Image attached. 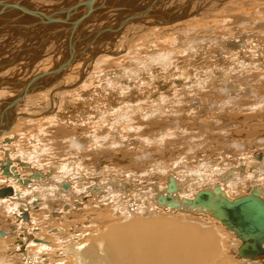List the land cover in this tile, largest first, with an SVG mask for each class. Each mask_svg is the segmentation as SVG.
<instances>
[{"label": "rangeland", "instance_id": "374dc122", "mask_svg": "<svg viewBox=\"0 0 264 264\" xmlns=\"http://www.w3.org/2000/svg\"><path fill=\"white\" fill-rule=\"evenodd\" d=\"M150 1L151 0H110V3L124 6H135L139 2L141 3L139 4V8L144 9L150 3ZM184 1L185 0H163V2H160V0H158V2H160L159 5H162L161 9L164 10L175 9L179 7ZM199 2L200 1H195V3H193L189 8V13L196 14L185 19V21L180 24V28L185 29L186 31H191V35H188L189 32L187 34L188 36L181 32H175L178 28L171 32L172 27L174 26H169L166 24L163 29H153L149 30V32L146 27H141L139 26V24H135L133 22L132 24L129 23L126 25V27L130 25L129 27H127V29L123 28L124 32L123 34L121 33L122 35H102L106 39H98V44H95L93 48L100 47L97 50H99V52L101 53L103 51H110L112 49V45L108 44L116 42L114 51L111 50L112 52H109L115 54V56L113 55L114 58L109 56L108 52L106 54H99L98 56H96L97 50H94L92 53H85L81 58L83 59L82 61L86 62L83 71L81 70L84 73V77L79 75L77 73L78 71H70L69 73L67 72L62 81H60L61 84L58 83L53 87V90H51L50 92L48 91L49 93H45L47 94L48 98H51L53 94H57L58 92L62 91V89L67 88L68 85H70L69 79L75 81V83L73 84L74 86L76 85V88H72V90L69 91L73 93L77 92L79 93V96L77 95L74 98H69L71 100V103H69L68 106L66 101L67 96L65 95L63 97L64 103H61L62 101L57 102V109L55 108V111H57L60 117L68 116L70 118V125L64 122L54 123V120L52 122L50 119H44L43 114H46L45 112H42V114L34 113V111H37V108H30V111L27 110V112L24 109L25 111H23L22 113L27 114L28 118H20L17 121L15 130L20 129L25 132L26 127L32 126L37 127L38 131L32 130L35 132L29 135L28 139L26 136L24 137V142H26L27 148L26 146H23L17 142L14 143V147L12 143L11 145L6 144L5 146H9L12 152H14L13 154L15 155L24 154L26 157L35 158L37 160V163L35 162L31 164V169L33 171L38 172L34 168L52 170L50 179H55L58 177V175H60V172L57 170L58 167H60L61 165V167L69 165L68 168H71V175H68L67 177L71 183V190L69 193L62 190L66 194V196H64V198L60 197L59 199H57L58 197H56V200L54 201V198L52 197V201L50 199L44 200L43 197V200L41 201L42 207L38 210H34L31 206H28V204L32 203V199L36 198L37 195L35 194L34 197L31 194L34 193V191L36 192V190L39 189L38 187L40 185L50 186L52 183L46 182L44 184L37 185L33 189H27L17 185L16 183L12 184V179L8 181L12 183L7 185H10V187H12L13 189L16 187L17 190H19L18 192H20L21 194H26L27 196L25 198H19V205L21 207L18 208V211H14V213L11 214L7 220L4 219V216L0 217V225L2 227L6 224L10 225L11 228L9 231H11L13 228L16 229V227L21 228V226H23L24 228L22 229V232H25L24 234L20 233V229L18 230L19 234L21 235V242L25 241L27 238H29V236L31 239L27 246L28 249H26V255L19 252L20 246L18 244V246L14 245L16 241L12 239V237L5 239V242L9 244L11 248L9 251H11L10 253L12 255H3V252L0 250V255H2L3 257L4 264L6 261V264H27V261H25L24 258L27 259L28 257L31 263L32 254H30V252L37 253L42 261L48 260L47 264H75L76 262L74 260V250H76V247L80 243L88 240L89 237L86 234L89 232L95 233L98 229L97 226L101 227L103 224L107 226L108 223H111L112 220H114L109 212L110 208L108 209L107 207L106 209L105 207L109 204L111 205L112 202L117 199L116 196H128V200L135 199V201L141 200V202L146 201L148 198L153 199V197H156L157 192L163 191V185L165 184L164 182L167 176H170L171 173L178 176L180 182L182 183L186 184V182L188 183L190 181L192 172L190 171L189 173L185 170L186 168L175 165V163L177 162L181 154L186 153V148H190L192 143L197 144L199 150L198 154H196V151H194L195 154L190 155V159H194V163L190 165L189 169L193 170L194 172H198L203 176H207L205 178H208V182H205L203 179V182L198 185L199 187L194 190L195 192L193 191L194 193L186 197L192 198V196L199 190V188L201 190L204 185H226L227 183L222 182L224 181L223 174L227 172L228 169L234 170L236 180L240 181L239 185L244 184L243 182H245L246 184L247 182H249V179L251 177H254V175L256 174V172H253L256 171V169H252V167L254 168L256 165L257 167L259 166V170L262 171V173H259L261 175L260 187L264 189V177H262V175L264 174V144L259 146L254 143V141H258V136H260V138L264 137V110H260L261 108H264V0H213L212 4H210L207 9L204 8L202 11H198L200 9L199 6H197ZM201 2L204 3L205 1ZM26 3H32V7H36L39 9L51 6L53 4L55 5L54 1L50 0L43 5H38L37 3H35V0H31V2L27 1ZM157 8L160 9V6H157ZM110 14H112V16L118 15L116 19H113L114 22L111 23L113 25L122 21V18H124V16L127 18L129 15L128 12ZM110 14H107V16H111ZM10 16L12 17L13 15L11 14ZM22 20H24L25 23L28 24L29 22L30 24H33L36 21L33 18H23ZM90 21H92V19ZM95 21L100 22L99 19H95ZM93 25L98 26L100 24L97 25V22H94ZM206 26H208V29L212 31L211 34L209 33L208 35H206L203 32V28H206ZM101 27H103V25ZM101 27H99V29ZM7 32L5 33L6 35H3L4 37L6 36V38H9V33ZM13 33L15 35L17 33V30L12 29V32H10V34L13 35ZM243 33L252 34L251 40L244 41V44L247 48H245L243 52V54L249 53L252 55L250 61L249 59H242L243 57L241 56H239L235 60L231 55H228V53L226 52L227 50L225 51L220 47H215L212 45L211 39H213L214 37H217L218 40H238V38L242 36ZM3 35H0V42H2L4 38ZM63 35L64 34H61V36ZM57 36L61 37L57 34H53L48 38L46 37L44 39V41L46 42L43 43L44 46L41 48V50L36 51L33 54H38V56L43 57L42 61L37 62V64L42 65V71L51 69L55 64L51 63H53L55 57L56 59L58 58L57 45H55L56 43H54L55 38L57 39ZM174 36H176L175 39L172 38ZM19 37L21 38L18 39ZM22 37L23 36L17 35V37L14 38V43H16H13L11 45V48H13L14 50L18 49L22 44ZM36 37L38 38L39 36ZM206 37H209V41L203 40ZM68 38H70L69 35H65L62 37V47L65 45L64 42H66ZM193 39L199 40L200 42L205 41L207 47L202 56H190L183 50H181L186 42H189ZM122 41L123 43L125 42L123 46L120 44ZM29 42H32V40H29ZM104 46H106L107 48ZM0 47L2 48L1 44ZM30 47H33V42ZM82 49L83 45L79 48V50ZM24 50L25 46L19 49V51L23 53V55L21 54L22 57H24L25 55ZM126 50H128V54L124 56L121 55V57H119L120 52ZM172 51L174 53L173 61L167 66H160L149 72H145V70L143 69V67L141 68V66L131 67V69H129L128 72L120 80H112L118 78L117 75L113 74L114 68L116 66H127L130 65L131 62L138 59H140L142 61L140 62L143 63V61H146L145 58L149 55L168 54ZM31 52L33 51L29 49L26 54L28 55ZM233 52L234 54H236L235 51ZM91 55H94L96 58L90 59ZM137 55L141 57H138ZM62 58V55H60L59 60L61 61ZM57 63L59 64V62ZM12 66L9 67L8 70L0 69V73H5L4 76H7L6 79H3L4 81L17 79L19 80V83H26L31 79L32 76H29L26 80H23L22 64L17 63L16 65H14V67ZM29 70L35 71V68L32 67L27 71ZM12 72L19 73L17 74V76L8 77L12 76ZM106 73L110 74V76L105 77ZM132 73H139L138 77H135L136 79L138 78L137 80L139 81L137 82V80L135 79V81L131 83L132 85L129 86V84L127 83L131 81L129 75ZM31 74L33 73H30L29 75ZM145 79H149L150 82ZM171 80H180L182 83H175ZM118 81H120L121 83L118 84ZM225 81L232 82L235 86L238 87L240 92H238L237 94H231L227 91V93L222 92V94L220 93V95L219 91L217 90L222 89ZM142 83L145 85V87L140 85ZM150 83L152 88L148 87ZM167 83H171L173 85L170 84L169 86H166ZM85 84H87L88 89L92 90L93 88H96V90H94L95 92H89L90 90L87 89V93H85V90H79L80 87ZM121 86L123 90H125L124 92H122L123 90L119 88ZM19 87H21L22 90L24 89V86ZM117 87L118 89L116 90L115 88ZM39 93L40 94L35 93L38 95L33 97L31 101H28V99L25 98V102H27L28 104L37 103L39 100L38 97L42 95L43 92ZM19 94L18 92H15L14 96H17ZM225 94H230L228 95V97H233V101H224V99H226L227 97V95ZM42 96H40V99ZM85 96L86 98H91L90 100L93 101V104H91V106L89 107L90 113L85 114L84 112V114H80L83 112L79 113V110L75 109V117H73L71 115V110L68 111L69 107H71L72 109L73 104L74 106H77L80 102L85 100ZM48 98L44 99L43 101H48ZM110 101H112L113 103H117L119 106V111L116 114V120L115 114L114 117H111L109 114H107L112 109L106 108L108 105H110ZM260 102L262 103L260 104ZM194 105H197V108L193 109ZM215 105L216 107H222V105H224V109L222 108L221 111H218V108L214 107ZM138 107H142L143 112L145 111L144 114H146L148 111V114H150L151 110L155 111L159 108L166 107V116L160 115L158 117H153V115H151L150 119L147 120L146 118L142 117V111H135ZM175 108L186 109V111L182 110L185 115H181V118L177 122L181 121L183 129L187 130L188 134L190 135H183L180 138L167 139L163 142H160V139H156L160 136L159 132L164 131L168 133L176 130L173 123L176 118H173L172 115H170L171 110ZM258 108H260L259 111ZM101 112L103 114L105 113L104 115L107 114L106 118H108V120L101 119ZM91 113L92 115H90ZM190 117L191 120L189 119ZM58 119L62 118L58 117ZM31 120L34 122H29ZM127 121L129 123H127ZM133 123L136 127H139L142 132L138 133L137 130L134 133L128 132V130H126V127H129L130 124ZM236 123L238 124L237 129L232 128L222 135V133L225 132V128H228L227 126ZM112 124L120 125L117 126L118 128H113V126L111 128ZM44 126H46V128L50 126L52 129L55 128V130L50 133V137L46 138V142L35 143L36 139H44L43 136H45V134L47 133V131H45V128H43ZM122 127L125 128L121 129ZM65 128L70 130L69 133ZM15 130L13 128V130H11L9 133H6V136H14L13 138L14 140H16L15 136L18 135V133ZM84 131L87 133H85ZM101 131L106 134L105 136L111 135L112 133L114 134L115 131H118V136L121 137V139H117L119 143L121 142L120 144H117L115 138L111 136H109L110 138L107 140V142L105 140V143L99 144L101 146L103 144V152H107V154L105 153V158H102L100 155L101 153L97 152L98 149H95V152L89 151L85 154L78 153V155H72L73 153H71V150L69 148L70 139L74 138V136L78 138L88 137V135H91L93 133L98 134L97 132ZM191 137L196 138L195 140H193L194 142L192 141ZM147 140H149L150 142L152 140L157 141L155 142V145L145 147L144 142H146ZM113 142H115L114 145ZM234 142L236 144L246 143V146H249V149H247V151H239L237 148H235V150H232V147H230V145ZM36 145L39 146V151H37ZM116 145L119 146L117 147ZM18 146L21 147L19 148ZM32 146L34 147L30 149ZM40 148L42 149V151H40ZM27 149L30 150L27 151ZM31 150H33V152ZM118 150L120 151V155L118 154ZM149 150L152 151L150 153L153 157L150 156L151 158L148 157L141 163H138L136 152H144L147 154ZM225 153H230V155L228 154L223 157L222 155ZM108 154L110 155V157ZM198 156L202 157V159L199 161ZM260 157H263V159H259ZM30 158H27V160H29ZM41 158L45 160L46 165L41 164ZM1 160H5L4 156H0V161ZM156 161L163 162H160V164H156ZM203 162L205 165L202 166ZM194 164L196 167H193ZM98 167H105V170L103 169L99 171ZM22 168L18 167V169L21 170ZM80 168L82 169V171H80ZM57 171L58 175H56ZM73 171L75 174L73 173ZM76 171H79V173H76ZM182 171L184 172L182 173ZM21 174L22 177L27 178L31 173L23 169L21 171ZM73 174L77 176L74 177ZM71 176H73V179ZM1 179L5 180L6 178L2 177ZM113 180H115V183L111 182ZM226 180L229 181L230 178L226 177ZM5 181H7V179ZM201 185H203V187ZM85 186L86 188H84ZM227 186H225L227 188L226 190H228L230 193L232 191V187L229 188ZM3 187L6 186H2L1 188ZM94 187H98L97 189L99 190L98 193L95 192V196L97 195L96 197H94V195L90 193L91 188L93 189ZM239 188L241 187H238V189ZM235 189H237V187H235ZM152 190H154L155 192L152 195H147ZM245 194L246 193L244 190L239 189L228 195L231 198H236L244 196ZM98 196H100V198ZM48 202H52L50 203V206L55 207V210L57 209L56 212L60 214L59 217H53L50 215V212L46 207V204ZM65 207L68 209L66 210ZM19 209H25L30 213V215H32L33 218L31 217L29 223H25V221L22 220L19 221L18 224H16L17 219L15 214L19 213ZM160 215L170 218L173 217L178 220H188V222L191 220H196L203 226H206L207 224L213 225L211 222L215 223L216 226H219L221 228V234L222 236H224V242H227L225 245H223L225 246L222 253L223 258L228 259V256H230V258L233 257L234 260L230 261L229 264H241L240 261L243 262V260H245V258H239L238 256L233 254V251L236 250V247L232 245L230 236H233V240L235 241H237L238 239L220 222L209 217L198 215L181 216L174 213L163 212H161ZM13 218L15 222H13ZM58 228H64L62 229L64 231L60 232L57 230ZM72 231L80 234L72 235ZM15 232H17V230H15L14 233ZM226 232H229V234H227ZM77 236H79V241H76L74 238ZM35 238H44L48 241L47 246H49L50 248L44 246L43 244L32 243L36 240ZM44 249L45 251H43ZM12 259L13 261H10ZM262 259L257 260V264H264V258ZM20 260H22V262ZM39 264H42L41 261H39Z\"/></svg>", "mask_w": 264, "mask_h": 264}, {"label": "bare ground", "instance_id": "6f19581e", "mask_svg": "<svg viewBox=\"0 0 264 264\" xmlns=\"http://www.w3.org/2000/svg\"><path fill=\"white\" fill-rule=\"evenodd\" d=\"M34 1V0H33ZM49 2V0H35V3H40L43 5L46 4V2ZM50 1H53V0H50ZM58 2H62L63 0H57ZM110 1V0H109ZM155 3L153 5V8L157 7V6H160V9H158L157 11H163L164 9H161L162 5H159V3L161 2H156V0H154ZM187 0H185L181 5H183ZM217 1V0H215ZM31 2V1H30ZM152 2V0L150 1V3ZM163 2V1H162ZM166 2V1H165ZM213 0H205V2H199L197 6H199V10L198 11H202L204 8H208L210 6V4H212ZM34 3V4H35ZM37 3V4H38ZM150 3L145 7H149ZM170 3V2H169ZM32 4V3H30ZM141 3L138 2L137 5H139ZM221 4V2H220ZM33 5V4H32ZM36 5V4H35ZM54 5V4H53ZM180 5V6H181ZM129 6V5H128ZM136 6V5H135ZM213 7V6H212ZM32 8H36V7H32ZM152 8V9H153ZM39 9V8H38ZM177 9V8H175ZM211 9V8H210ZM138 10H142L140 8H138ZM166 11H172L173 9H165ZM188 12H189V9H188ZM176 15H179V13H177ZM175 15V16H176ZM183 15L180 14L179 17H181ZM117 15H111V16H108V17H105L106 19V23L109 22V23H113L111 22V20L113 18H115ZM174 16V17H175ZM178 17V18H179ZM92 19L94 17H91ZM95 19H98V18H94ZM127 19V18H126ZM125 20V19H123ZM185 20H180L179 22L173 24V25H169V26H174L172 27V30H175L177 29L175 32H181V33H184L185 35L189 34L188 35H191V31H186L185 29H182L180 28L181 27V23L184 22ZM2 22V23H1ZM28 22V21H27ZM121 22V21H120ZM157 23L158 25L157 26H153L152 28L151 27H147V30H153V29H159V28H164L165 27V24L159 20H157ZM187 23V22H186ZM5 23H3V21H0V27H2ZM30 24V22H29ZM32 24V23H31ZM132 24V23H131ZM112 26H115L116 24H111ZM180 25V26H179ZM130 26V25H129ZM127 26V27H129ZM176 26V27H175ZM90 27V26H89ZM126 25L123 27L124 29H127ZM121 29V33L123 34L124 32V29ZM24 29V28H22ZM89 28H87L88 30ZM204 29V33L206 35H208L209 33L211 34V30L208 29V26H206V28H203ZM21 29H17V31H20ZM150 32V31H149ZM120 33V35H122ZM57 35H60L61 34H58L56 32ZM55 34V35H56ZM67 34V33H66ZM169 34V33H168ZM65 35V34H64ZM187 35V36H188ZM19 36V35H18ZM4 37V36H3ZM12 37V36H11ZM15 37V36H14ZM13 37V38H14ZM62 37V36H61ZM59 36H57V38H61ZM102 38L101 39H106L104 38L103 36H101ZM108 38V37H107ZM173 39L176 38V36L172 37ZM187 38V37H186ZM252 39V34H248V33H243L242 36H240L238 38V40H232V39H226V40H218L217 37H214L212 40V45L215 46V47H220L221 49H224L228 55H231L235 60L241 56L243 57L242 59H251L252 55L249 54V53H246V54H243L244 52V49L247 48L245 46V42L246 40H251ZM262 39V38H261ZM72 40V42L74 41V39L72 38H69V41H67L68 45L67 47L69 46L70 44V41ZM203 40L205 41H209V37H206L204 38ZM87 41V40H86ZM202 41V40H201ZM205 41H202L200 42L199 40H190L189 42H186L185 45L182 47L181 50H183L186 54L190 55V56H194V55H203V52L205 51L207 45L205 44ZM125 43V42H124ZM56 45V44H55ZM124 45V44H123ZM65 47V49L67 48ZM113 48V46H111ZM237 47V48H236ZM6 47H4L3 50H0L1 51H4ZM255 48V47H254ZM91 49V48H90ZM194 50V51H193ZM89 50H87L88 52ZM236 52V54H234V52ZM87 52H84L82 54H80L79 56H75V64L76 65L77 63L80 62V59L82 58V56L87 53ZM109 53V51H103L102 53L99 52V53H96V56H98L99 54H106V53ZM183 52V53H184ZM224 52V51H223ZM128 54V50L126 51H123L122 53H120L119 57L124 56ZM108 55V54H107ZM106 55V56H107ZM173 51L172 52H169L168 54H161V55H150V56H147L145 58V62L143 61V63H141L142 61L140 59L136 60V61H133L130 63V67H135V66H141V68L143 67V69L145 70V72H149L153 69H156L157 67H160V66H167L169 65L172 61H173ZM185 55V54H183ZM187 55V56H188ZM257 55V54H256ZM109 56H113L112 53H109ZM138 57H141L139 55H137ZM246 57V58H245ZM96 58V57H94ZM93 58V59H94ZM58 59V58H57ZM56 57H55V60H53V63L56 64ZM123 59V58H122ZM221 60V59H220ZM0 61H2V57L0 58ZM141 61V62H140ZM241 62V61H240ZM3 63H5L3 61ZM51 63V64H53ZM123 63V62H121ZM84 65L85 63L82 65V71H83V68H84ZM130 67H125L124 65H119V66H116L114 68V73L115 75H117V79H112V80H120L127 72L129 69H131ZM2 69V68H0ZM8 68H3V70H5ZM181 69V68H180ZM80 71L79 72V75H81L82 77H84V73ZM153 73V72H152ZM4 74V73H3ZM3 74L0 73V79H6V77H3ZM139 73H132L129 75V78L131 81H129V86L132 85L131 83H133L135 81V77H138ZM107 76H110V74L106 73L105 77ZM112 76V75H111ZM25 78H23L24 80ZM138 79V78H137ZM136 79V80H137ZM26 80V79H25ZM66 82V81H65ZM69 82V81H68ZM67 82V83H68ZM24 83V82H23ZM75 81L72 80L70 81V85H68L67 88H64L62 89V91L58 92L57 94H53L51 96V99H57V97L60 98V101H62L61 103H64L63 100H64V96L66 95L67 97H71V96H79V93L77 92H71L69 90H72V88H76L74 86ZM121 83L120 81H118V84ZM123 83V82H122ZM61 84V83H59ZM108 84V83H107ZM111 84V83H109ZM125 84V83H124ZM113 85V84H112ZM111 85V86H112ZM56 86V85H55ZM123 86V85H122ZM121 88L123 90V88ZM128 86V85H126ZM227 86V87H225ZM78 87V86H77ZM90 88V87H89ZM107 88V87H106ZM105 88V89H106ZM249 88V87H247ZM54 88H51V89H48V90H45V91H41L43 93H49L51 90H53ZM56 89V88H55ZM88 87H87V84L85 85H82L80 87L79 90L83 91L85 90V93H87V90ZM116 90L118 89L115 88ZM114 89V90H115ZM76 90V89H74ZM90 90L89 92H95L94 90H96V88H93L92 90L91 89H88ZM21 91V90H20ZM49 91V92H48ZM125 90H123L122 92H124ZM219 91V94L222 92L223 93H227V91L231 94H237L238 92H240V90L238 89L237 86H235L232 82H229V81H225L223 86H222V89L221 90H217ZM216 91V92H217ZM15 92H18L16 91V89H0V101H5L7 99H5L7 96H14ZM57 92V91H56ZM62 92V94H61ZM100 92V91H98ZM14 93V94H13ZM83 93V94H85ZM40 94V93H38ZM36 94V95H38ZM101 94V93H100ZM123 94V93H122ZM220 94V95H221ZM33 95V94H32ZM91 95V94H90ZM227 95L226 99H224V101H233L232 98H229L228 95L230 94H225ZM2 96L4 98H2ZM18 96V95H17ZM41 96V95H40ZM39 96V97H40ZM47 94H44V96H42L41 98H44L46 97ZM88 96V95H87ZM16 97V96H14ZM29 97H26V99L29 100ZM48 97V96H47ZM5 99V100H4ZM82 99V98H81ZM25 100V99H24ZM21 101L19 103V109H25L26 112L27 110L30 111V108H28L27 103L25 101ZM23 102V103H22ZM103 103V102H102ZM112 101H110V105H109V108L111 109L107 114H109L111 117H114V114L116 115L117 112L119 111V108L118 106L116 105L117 103H113ZM155 103V102H153ZM217 103V102H216ZM262 102H260L261 104ZM91 104H93V102H91L90 98H86L85 96V100L82 101V104H80L78 107L74 104H73V108L69 109V111L71 110L72 112V116L75 117V109H78L79 110V113L80 112H83V111H90V106ZM95 104V103H94ZM104 104V103H103ZM179 104V103H178ZM227 104V103H226ZM259 104V105H260ZM72 105V104H71ZM156 105V104H154ZM166 105V104H165ZM225 105V103H224ZM222 107H219L216 105L214 107L218 108L217 110L218 111H221L223 106ZM258 105V104H257ZM69 106V105H68ZM83 106V107H81ZM61 107V106H60ZM170 107V106H169ZM107 108V107H106ZM185 108V107H184ZM197 108V105H194L193 109ZM212 108V107H211ZM57 109V108H56ZM68 109V107H67ZM136 109V108H135ZM224 109V108H223ZM260 108H258V111H259ZM24 110V111H25ZM62 110V109H61ZM142 111V107L141 108H137L135 111L136 112H139ZM166 107H162V108H159L155 111H152L151 110V113L148 114V112L146 114L145 111L142 113L144 118H146L147 120L150 119V116L153 115V117H158L160 115H164L166 116ZM182 110H185L186 109H173L171 110V113L170 115H172L173 118H176V120L173 122L174 123V127L176 128L175 131L173 132H159V138H156L157 140L160 139V142H163L167 139H175V138H180L181 136L183 135H190L188 134V131L183 129L182 127V124H181V121L177 122L180 118H181V115H185V113L182 111ZM261 111L264 110V108H261L260 109ZM226 111V110H225ZM74 112V113H73ZM122 113V112H121ZM257 113V112H256ZM105 114V113H104ZM102 113L101 116V119L102 120H108V118H106V115H104ZM112 114V115H111ZM148 114V115H147ZM10 115V114H9ZM122 115V114H121ZM77 116V114H76ZM80 116V115H79ZM122 117V116H120ZM9 118V117H8ZM33 119V118H32ZM117 119V115H116V118L115 120ZM191 120V117L189 118ZM123 120V119H122ZM129 120V119H128ZM215 120V119H214ZM37 121V120H36ZM193 121V120H192ZM34 122V121H33ZM83 122V121H82ZM123 122V121H122ZM121 122V124H122ZM104 123V122H103ZM119 123V122H118ZM125 123V122H124ZM127 123H129L127 121ZM220 124V123H219ZM106 125V124H105ZM120 125V124H118ZM118 125H114L112 124L111 125V128L113 126L114 127H117ZM218 125V124H217ZM236 125V126H235ZM82 126V125H81ZM128 126V125H127ZM78 127V126H77ZM126 127V126H125ZM125 127H122L121 129H124ZM228 128H225V132L222 133L225 134L228 130L234 128V129H237L238 127V124H233V125H229L227 126ZM14 128V126H13ZM13 128L11 130H13ZM118 128V127H117ZM128 130V132H135L136 130L139 132H142V130L139 128V127H136L133 124H130L129 127H126ZM185 128V127H184ZM114 131V130H113ZM85 132V131H84ZM216 132V131H215ZM44 133V132H43ZM87 133V132H85ZM98 134H91V135H88V137H75L70 139L69 140V148L71 150V153H73L72 155L75 156V155H78V153H88L89 151L90 152H95L96 150L95 149H98L97 152H100L101 154V157L102 158H105V153L107 154V152H103L104 151V148L102 147L101 145H99L100 143H105V140L107 142V140L110 138L109 136L115 138L116 140V143L117 144H120L118 142L117 139H121L120 136H118V131H115L114 134L112 133L111 135H107L105 136L106 134L103 133L102 131L101 132H97ZM218 133V132H217ZM38 134V133H37ZM7 134H3L1 137H0V143H1V146L3 145L2 143V140L7 137L6 136ZM9 135V134H8ZM42 135V134H41ZM76 135V134H75ZM78 135V134H77ZM192 135V134H191ZM264 135V134H263ZM84 136V135H83ZM124 136V135H123ZM45 136H43L44 138ZM257 138L258 141H254V143H256V145H263L264 144V137L263 138H260V136H258ZM11 139H14L13 137ZM190 139V138H188ZM192 141L195 140L196 138L195 137H191ZM255 139V138H254ZM150 140V139H149ZM147 140L146 142H144V145L145 147H149L150 145H155V142L157 140H152L151 142ZM185 140V139H184ZM120 141V140H119ZM188 141V140H186ZM194 142V141H193ZM13 144V142H12ZM17 144V143H16ZM115 144V142H113V145ZM112 145V147H113ZM247 144L246 143H243V144H236L235 142L232 143L230 145V147H232L231 149L232 150H235V148H237L239 151H247V149H249V146H246ZM5 146V145H3ZM15 146V144H14ZM90 146V147H89ZM117 147L119 145H116ZM121 146V145H120ZM19 147V146H18ZM21 147V146H20ZM19 147V148H20ZM111 147V148H112ZM127 147V146H126ZM110 148V149H111ZM124 148V147H122ZM254 149V148H253ZM6 150L10 152V155H9V158L12 160L13 162V165L12 167H15L17 173L20 175L19 172H21L23 169H25L27 171V169L25 167H28L31 169V164L32 163H35L37 160L35 158H30V157H26L24 154H19V155H15L13 154L14 152H12L11 148L8 146L6 147ZM6 150H2L0 148V152L2 151L3 154H4V151ZM198 150H199V147L197 144H193L190 146V148H186V153H183L180 155L179 159L177 160V162L175 163V165H178V166H182V168H186L185 170L188 171L190 173V171L192 172V175H191V178H190V181L186 184L185 183H182L180 182L178 176L172 174H170V176H167L166 180H165V184L163 185V191L162 193H164V191L166 190L167 188V184H168V181H169V177H173L176 181H177V186L179 187V196L180 197H186L192 193H194L196 190L197 187H199L198 185L203 182V179L205 182H208V178H205L207 176H203L202 174L198 173V172H194L193 170H190V165H192V163H194V159H190V155H193L195 154L194 151H196V154H198ZM37 151H39V149L37 148ZM40 151H42V149L40 148ZM119 151V150H118ZM231 151V150H230ZM134 152V151H133ZM152 151L149 150V152L144 153V152H136V157L138 159V163H141L142 161H144L145 159H147L148 157L151 156V153ZM234 152V151H233ZM120 153V151L118 152V154ZM244 153V152H243ZM117 154V153H116ZM128 154V153H126ZM130 154V153H129ZM230 155V153H225L223 154L222 156L224 157L225 155ZM246 154V153H245ZM5 155V154H4ZM109 155V154H108ZM113 155V154H112ZM111 155V156H112ZM120 155V154H119ZM116 156V155H115ZM114 156V157H115ZM36 157V156H35ZM110 157V155H109ZM153 157V156H151ZM150 157V158H151ZM221 157V158H223ZM27 158H30L29 160H27ZM84 158V156H83ZM247 158V157H246ZM136 159V160H137ZM154 159V158H153ZM202 157L201 156H198V161L201 160ZM225 159V158H224ZM26 160V161H25ZM113 160V159H112ZM115 160V159H114ZM120 160V159H119ZM2 161V160H1ZM30 161V162H29ZM251 161V160H250ZM18 162V164H17ZM20 162V163H19ZM23 162V163H21ZM160 162H163V161H156V164ZM37 163V162H36ZM186 165H185V164ZM200 163V162H198ZM6 164V158L5 160H3V162L0 163V174L1 176L5 177L3 175V172H2V169H1V166L5 165ZM65 164V163H64ZM83 164V163H82ZM182 164V165H181ZM184 164V165H183ZM61 165V164H60ZM106 165V164H104ZM205 165L204 162L202 164V166ZM62 166V165H61ZM58 167V171L60 172L58 175V171H57V174L58 177L55 178V179H51L50 181H48V183H52L50 186L51 188H48L47 190H43L44 192H41L42 195H41V199H43L44 197V200H48V199H53L56 200V197H58L57 199H59L60 197H63L66 196V194L62 191L63 189H66L69 190V187L67 188L66 186L64 185H69L71 186V183H70V180L68 179V175H71L70 174V169L68 168V166H63V167ZM108 166V165H107ZM105 166V167H107ZM156 166V165H155ZM253 166V165H252ZM18 167L22 168L21 169H18ZM39 167V166H38ZM42 167V166H41ZM73 167V166H72ZM78 167V166H77ZM104 167V168H105ZM163 167V166H161ZM165 167V166H164ZM173 167V166H172ZM193 167H196L195 164ZM261 167V166H260ZM83 168V167H82ZM94 168V167H93ZM103 167H98L99 171L103 170L104 169ZM111 168V167H110ZM159 168V167H158ZM177 168V167H176ZM79 169V168H78ZM108 169V168H107ZM174 169V168H173ZM171 169V170H173ZM192 169V168H191ZM252 169H256V171H253V172H256V174L254 175V177H251L249 179V182H247L245 184V182H243L244 184L242 185H239L240 181H237L236 180V176L234 174V170L233 169H228L227 172H225L223 174V182L222 183H227L226 185L224 186H221L223 189H227L225 186L227 187H232V191L230 193H233L235 192V190H239V189H242L246 192L247 189H251V188H254V187H257L259 188L261 183H260V177L261 175L259 173H262L261 170H259V166L257 167V165ZM32 170V169H31ZM73 170V168H72ZM89 170V169H88ZM91 170V169H90ZM105 170V169H104ZM162 170V169H161ZM164 170V169H163ZM199 170V169H198ZM33 171V170H32ZM80 171H82V169L80 168ZM185 171V173H186ZM196 171V170H195ZM29 173H31V171H28ZM35 172V171H33ZM79 173V171H76V173ZM163 172V171H162ZM168 172V171H167ZM184 171H182L183 173ZM200 172V171H199ZM228 172H230V176L229 174H227ZM74 173V171H73ZM209 173V171H208ZM75 174V173H74ZM73 174V175H74ZM31 175V174H30ZM29 175V176H30ZM188 175V174H187ZM21 176V175H20ZM29 176L27 178L25 177H22V179H28ZM77 175H74V177H76ZM106 176V175H105ZM230 178L229 181L226 180V177ZM72 179H73V176H71ZM225 177V179H224ZM262 177H264V174L262 175ZM6 178V177H5ZM70 178V177H69ZM188 178V176H187ZM7 179V178H6ZM9 179H7L6 181V184H10L12 182H8ZM13 181V179H12ZM114 181V182H113ZM111 181L112 183H115V180ZM33 182V188H35L37 185H39L40 183H36L34 181ZM56 182V183H55ZM0 183H4L3 181H0ZM16 183L15 181H13L12 184ZM47 183V184H48ZM13 186V185H12ZM42 186V185H40ZM39 186V187H40ZM48 186V185H47ZM203 187V185H201ZM212 186H215L214 184L212 185L211 184V187ZM6 187H10V185L6 186ZM6 187H3V188H6ZM14 187V186H13ZM23 187V186H22ZM38 187V188H39ZM162 187V186H161ZM201 187V188H202ZM235 187H237V189H235ZM238 187H241L238 189ZM23 188H29L31 189V187H23ZM42 188V187H41ZM86 188V186L84 187ZM98 187H94L93 189L91 188L90 190V193H92L95 196V192L98 193L99 190L97 189ZM206 188V186L204 185V187L202 189ZM261 188V187H260ZM16 191H17V188L15 187ZM71 189V188H70ZM201 189V190H202ZM224 189V190H225ZM14 190V189H13ZM23 190V189H22ZM85 190V189H84ZM200 188L199 190L192 196V198L190 197H186V198H189V199H193L194 196L199 192L201 191ZM194 191V192H193ZM228 190H226V194H230L229 191L227 192ZM15 192V191H14ZM18 192V191H17ZM39 192V193H40ZM69 193V191H67ZM155 191L152 190L150 193H148L147 195H152ZM160 192H157L156 193V197H153L152 198H148L146 201L144 202H141V200H138V201H135V199H131V200H128V196L127 197H124V196H119L115 199L112 204L110 205H107L105 208L110 210V214L111 216L114 218V220H112L111 223H108L107 226H105L104 224L101 226V227H98L97 226V231L95 233L93 232H89L87 233L86 235L89 237L88 240L84 241L83 243H78L79 245L76 247V250L75 251V264H229L230 261H233L234 258H230V256H228V259L226 258H223L222 256V253L224 251V248L225 245L227 242H224L223 240V237L222 234H221V228L219 226H216L215 223L211 222L213 225H209L207 224L206 226H203L201 224H199L196 220H191L188 222V220H178V219H175V218H170V217H167V216H161V212L163 213H174L176 215H192V214H182L180 212H175V211H171V210H167L166 208L164 207H161V206H158L157 203H156V198L158 196V194H160ZM35 194L36 192L34 191V193H32L31 195H33L35 197ZM227 194V196H229ZM20 197L16 195V192L14 193L13 197L17 198L18 199V202L14 201L13 203L11 204H3L1 205L0 204V215L3 214L4 216V219L7 220L11 214L14 213V211H18V207L20 206L19 205V198H25L27 195L26 194H21L20 193ZM37 195V194H36ZM40 195V194H39ZM182 195V196H181ZM246 195V194H245ZM12 197V198H13ZM52 197V198H51ZM100 198V196H98ZM123 197V198H122ZM150 197V196H149ZM230 197V196H229ZM234 197V196H233ZM242 197V196H240ZM231 198V197H230ZM239 198V197H237ZM140 199V198H139ZM231 199H235V198H231ZM24 200V199H23ZM38 200V199H37ZM128 202H127V201ZM39 201V200H38ZM37 201V202H38ZM52 201V200H51ZM1 202V201H0ZM40 202V201H39ZM52 203V202H50ZM50 203L48 202L46 204V207H47V210H49L50 212V215L53 216V217H59L60 214H58L56 211L57 209L55 210V207L53 206H50ZM68 204V203H67ZM99 204V203H97ZM76 205V204H75ZM74 205V206H75ZM68 206V205H67ZM69 207V206H68ZM104 208V209H105ZM65 209L67 210L68 208L65 207ZM23 209H19V211H22ZM73 210V209H72ZM107 211V210H106ZM48 212V211H47ZM100 212V211H99ZM23 212H21L22 214ZM101 213V212H100ZM109 214V213H108ZM109 214V215H110ZM29 215V214H28ZM110 216V218H111ZM140 216V217H138ZM199 216V215H198ZM101 217V215H100ZM188 217V216H187ZM204 217H208V216H204ZM18 219V218H17ZM19 220V219H18ZM20 221V220H19ZM22 221V220H21ZM51 222V221H50ZM92 224V223H91ZM12 225V224H11ZM87 225V224H86ZM14 226V225H13ZM4 227V228H3ZM1 226L0 225V230H3L5 233L8 234L7 237H4V238H0V246H1V251L3 252V255H12L9 251L11 248L9 246V244H7L5 241V239L9 238V237H12V239H14L16 241V243L14 245H21L23 242H21V238H20V234L18 232L19 230V227L16 229L13 228L11 231L10 228L11 226L10 225H4V226ZM61 229V230H60ZM64 228H58L57 230L62 232L64 230H62ZM17 230V232L14 233V231ZM35 230V229H34ZM76 231V230H75ZM75 231H72V235H77V234H80V233H77ZM17 233V234H16ZM227 233V232H226ZM16 234V235H15ZM229 234V232L227 233ZM60 235V234H59ZM225 235V234H224ZM38 237V236H37ZM63 237V236H62ZM236 237V236H235ZM76 241H79V236L77 237H74ZM231 238V243L232 245H234L236 247V250L233 251V254L235 255V252L237 251V249L239 248V246L241 245V242H239L238 240L235 241L233 240L234 237L233 236H230ZM36 239V238H35ZM44 238H38L36 239L34 242L32 243H38V244H43L44 246H47V243L48 241L47 240H43ZM14 241V242H15ZM13 245V246H14ZM17 245V246H18ZM33 245V244H32ZM37 245V244H36ZM12 246V244H11ZM34 246V245H33ZM48 248H50L49 246H47ZM52 247V246H51ZM36 248V247H35ZM26 249H28L26 247ZM45 251V249L43 250ZM20 252V251H19ZM230 252V251H229ZM10 253V254H9ZM32 254V259H31V263H38L39 264V261H41L42 264L44 263H48V260H44L42 261L41 258H39V255L37 253H31ZM17 255V254H16ZM25 255V254H24ZM25 257V256H24ZM25 261H27V264L30 263L29 261V257L26 259L24 258ZM262 259V258H261ZM9 260V259H8ZM33 260V261H32ZM260 260V259H259ZM263 260V259H262ZM10 261H13L10 260ZM9 261V262H10ZM22 262V260H20ZM46 261V262H45ZM239 262V260H238ZM7 263V261L5 262V264ZM30 263V264H31ZM240 263L242 264H257V261H252V260H243V262L240 261ZM0 264H4V261H3V257L2 255H0ZM262 264V263H261Z\"/></svg>", "mask_w": 264, "mask_h": 264}, {"label": "water", "instance_id": "95a60500", "mask_svg": "<svg viewBox=\"0 0 264 264\" xmlns=\"http://www.w3.org/2000/svg\"><path fill=\"white\" fill-rule=\"evenodd\" d=\"M27 1L31 0H0V21L5 23L0 27V30L24 28L31 30L27 37L40 35L35 45L29 48L33 52L41 49L44 46L43 43L46 42L44 39L53 35V32H57L58 34L69 33V37L71 39L73 38L74 41H70L69 46L62 53V61L57 65L54 64L51 70L32 75L31 79L26 83H19L17 79L9 81L0 80V89L6 86L25 87V90L18 96L0 101V137L5 133H9L20 118H28L27 114L20 112L19 103L29 95L51 89L60 83L68 70L76 63L75 56H79L94 47L99 37L102 35L114 36L115 34H120L121 29L132 22L146 28L157 26V20L161 21L162 24L173 25L180 20H185L196 14L189 13L188 9L195 1L205 0H187L183 5L172 11L153 10L154 0L150 3L149 7L142 10H138L139 5H116L110 3L109 0H63L61 4H55L41 9L31 8L26 3ZM122 12H128L129 15L127 19L122 20L115 26L107 22L103 23V28L97 31L89 32L87 30L90 25H93V22L90 21L91 17L99 15L98 19L103 21L107 14ZM177 13H183V15L175 18L174 16ZM11 14L13 15L12 17L10 16ZM23 18H33L36 21L33 24H28L22 20ZM46 28H49V30ZM87 39H89V42L85 43ZM12 41L8 42L6 50L0 52V58L10 48ZM82 45L83 49L79 51ZM94 57V55H91L90 59ZM42 60L43 57L41 56L34 59L36 62ZM11 66L12 64L9 62L3 63L1 61L0 63L2 69ZM30 66L29 64L23 69L28 70ZM10 113L12 115L7 118ZM12 142H14L13 139L7 138L3 141V144L11 145ZM4 154L6 164L1 166L3 175L9 180L13 179L17 185L32 188V181L38 180L39 177L45 178V174L33 172L30 168L25 167L27 171H31V175L28 179H22L15 167H12L13 162L9 158L10 152L6 150ZM224 189L219 185L212 187L206 186L193 199L180 197L177 181L171 176L169 177L164 193L161 192L158 194L156 203L158 206L164 207L167 210L182 214L208 216L220 222L241 242V245L235 252L236 256L252 261L264 258V189L257 187L247 189L246 195L235 199L227 196L226 189ZM14 193L12 187L2 188L0 189V199L13 197ZM16 195L21 196L20 192H16ZM34 204H37V202ZM18 219L29 223V215L27 212H23L20 217L18 216ZM7 236V233L0 230V238ZM30 239V237L27 238L20 245V253L26 255V246L30 242Z\"/></svg>", "mask_w": 264, "mask_h": 264}, {"label": "crops", "instance_id": "0c3cea01", "mask_svg": "<svg viewBox=\"0 0 264 264\" xmlns=\"http://www.w3.org/2000/svg\"><path fill=\"white\" fill-rule=\"evenodd\" d=\"M54 1V3L55 4H61L60 2H58L57 0H53ZM132 2H134V1H132ZM38 3V2H37ZM44 4V3H43ZM38 5H42V4H40V3H38ZM28 6H31V4H28ZM125 6H128V5H125ZM32 7V6H31ZM159 7V6H158ZM158 10L159 8H157V7H155V8H153V10ZM110 15H112V14H110ZM118 16V15H117ZM117 16L115 17V18H113V19H116L117 18ZM180 16V14L179 15H176L175 16V18H178ZM99 17V15H96L94 18H98ZM106 17H108V16H106ZM94 18L92 19V22L94 23V22H97V25L98 24H100V25H98V26H96V25H90V27H89V32H91V31H97V30H99V27H101L102 25H103V23H106V19H104L103 21H100V22H98V21H95L94 20ZM126 17L124 16V18H122V20L123 19H125ZM111 20V22H114V20ZM101 28H103V27H101ZM100 28V29H101ZM47 30H49V28H46ZM8 31V32H7ZM9 33V38H6V36L3 38V40H2V42H0V44L2 45V48L0 47V50H3L4 49V47H6L7 48V45H8V42L9 41H12V40H14V38H16L17 37V35H20V36H23L22 37V39L23 40H21V42H22V44L19 46V48L18 49H16V50H14L13 48H11V45L14 43V41H12V43H11V45H10V48H8L7 49V52L5 53V57L3 56L2 57V61H4L5 63H7V62H9L10 64H12L13 66L12 67H14V65H16L17 63H19V64H22V66H23V68L25 67V66H27V65H31L30 66V68L29 69H31L32 67L33 68H35V71H33V70H29V71H27V69H23V78H25V79H27L29 76H32V75H35V74H37V73H39V72H47V71H49V70H51V69H49V70H45V71H42V69H43V67H42V65L41 64H37V62H35L34 61V59H36L37 58V56H38V54L37 55H33L35 52H31L30 54H26V52L27 51H29V48L28 47H30V45L32 44V42H33V45H35V43L37 42V37L35 36V37H27V35L31 32V30H28V29H21L20 31H17V33L14 35V33H13V35H11L10 34V32H12V29H1L0 30V35L2 36L3 34L4 35H6L5 33ZM2 33V34H1ZM54 33V32H53ZM54 34H56V33H54ZM3 35V36H4ZM65 35H69V33H67V34H65ZM65 35H63V36H65ZM12 36V37H11ZM15 36V37H14ZM62 36V37H63ZM14 37V38H13ZM39 37H40V35H39ZM62 37L61 38H55V42L54 43H56V45H57V51H58V59L56 60V64H58L57 62H61L60 60H59V56L60 55H62V53H64L65 51V47H67V45H68V43H67V41H69V38H68V40L66 41V42H64L65 43V45L62 47L61 46V41H62ZM21 37H19L18 39H20ZM100 38H102V37H99L98 39H100ZM97 39V40H98ZM29 40H32V42H29ZM117 40V39H116ZM116 40H114V41H116ZM89 42V39H87V41L85 42V43H88ZM111 42H113V41H111ZM16 43V42H15ZM14 43V44H15ZM96 44H98V41L96 42ZM115 44H116V42L115 43H111V44H108V45H112L113 46V48L111 49L112 51H114V47H115ZM122 46H123V41L120 43ZM106 45V44H105ZM25 46V50H24V53H25V55H24V57H22V55H23V53H21L20 51H19V49H21V48H23ZM121 46V47H122ZM104 47H106V46H104ZM6 48H5V50H6ZM100 47H96V48H91V49H89V51L87 52V53H92L94 50H97V49H99ZM107 48V47H106ZM41 49H39V50H37V51H40ZM109 51V52H112V51ZM11 51H13V52H11ZM79 51H81V50H79ZM20 53V54H19ZM96 53H99V50H97L96 51ZM120 53H122V52H120ZM19 54V55H18ZM22 54V55H21ZM112 55H114L115 56V54L114 53H112ZM84 56V55H83ZM82 56V57H83ZM114 56H111V57H113L114 58ZM150 56V55H149ZM5 58V59H4ZM63 59V58H62ZM83 59H80V62L79 63H77L76 65H73V67H71L70 69L71 70H68V73L70 72V71H78L77 73L79 74V72L81 71V69H82V65L84 64V63H86L85 61H82ZM54 64V63H53ZM51 65V64H50ZM44 66V65H43ZM126 68L127 67H130V65H127V66H125ZM42 68V69H41ZM131 68V67H130ZM38 70V71H37ZM37 71V72H36ZM21 72V71H20ZM19 72H12L11 73V75L12 76H8V77H13V76H17V74H18ZM28 73V74H27ZM30 73H33V74H31V75H29ZM5 74V73H4ZM4 74H3V77H6L7 78V76H4ZM71 76V75H70ZM16 78V77H15ZM145 80H147L148 82H150L149 81V79H145ZM7 81H9V80H7ZM69 81H72V80H70L69 79ZM139 80H137V82H138ZM141 81V80H140ZM171 81H173V80H171ZM173 82H175V83H182L180 80H175V81H173ZM139 84V83H138ZM171 83H167L166 84V86H169ZM141 86H143V87H145V85L142 83V84H140ZM171 85H173V84H171ZM148 87H151L152 88V86H151V83H150V85L148 86ZM225 87H227V86H225ZM16 89V91H18V94L19 93H21V92H23L24 90H25V87H24V89L22 90V88L21 87H19V86H6V87H3V88H1V89ZM19 89V90H18ZM21 90V91H20ZM147 91V90H146ZM148 92V91H147ZM45 93H43L42 95H44ZM41 95V96H42ZM36 96V94H33V95H30V97H29V100L28 101H31L32 100V98L33 97H35ZM12 97H14V96H7L5 99H10V98H12ZM72 98H74L75 96H71ZM70 97V98H71ZM2 98H4L3 96H2ZM48 97L46 96V97H44V98H41L40 99V97H38V102L37 103H27V105L26 106H28V108H37V111H34V113H37V114H42V112L44 113H46V114H43L44 115V119H50L52 122H53V120H54V123H56V122H64V123H68L69 124V122H71V120H69L70 118L67 116V117H60L59 115H58V113H57V111H55V108L57 107L56 106V103L57 102H59L60 101V98L59 97H57V99H51L50 97L48 98V101H46V102H44L43 100L44 99H47ZM4 99V100H5ZM91 99V98H90ZM25 101V100H24ZM66 101H67V104L69 105V103H71L70 101V99H69V97H66ZM91 102H93L92 100H91ZM23 103V102H22ZM43 103V104H42ZM59 104V103H58ZM80 104H82V102H80L77 106H79ZM117 106H118V104H116ZM119 107V106H118ZM0 108H1V105H0ZM107 108L108 109H110L109 108V105L107 106ZM69 109H70V107H69ZM24 110L21 108L20 109V112H23ZM69 111V110H68ZM84 112H85V114H88V113H90L89 111H83V113H80V114H84ZM74 113V112H73ZM102 113V112H101ZM12 115V113H10V115L8 114V116H7V118L8 117H10ZM71 115H72V113H71ZM90 115H92V113L90 114ZM81 116V115H80ZM84 116V115H83ZM58 117L59 118H62V119H58ZM87 117V116H86ZM53 118V119H52ZM27 119V118H26ZM43 119V118H42ZM30 120V119H29ZM39 121H41V120H39ZM29 122H32L33 123V121L31 120V121H29ZM54 123H51V124H54ZM70 125V124H69ZM16 126H17V123L14 125V130H15V128H16ZM50 127V126H49ZM46 128V126H44L43 128H45V131H47V133L45 134V137H44V139H42V140H38V139H36L35 140V143H42V142H46L47 140H46V138L47 137H50V133H52L54 130H55V128L54 129H52L51 127L50 128ZM53 127V126H52ZM66 129V128H65ZM32 130H37V127H32V126H29V127H26V131L24 132V131H22V130H20V129H17V130H15L17 133H18V135H16L15 136V139L16 140H14V142H13V147H14V143L15 142H17V143H20L21 145H23V146H26V148H27V145H26V142H24V137L26 136L27 137V139H28V136L29 135H31V134H33L35 131H32ZM67 130V132L69 133V129H66ZM14 131V132H15ZM38 131V130H37ZM12 137H14V136H7V137H5L3 140H2V142L5 140V139H7V138H12ZM38 140V141H37ZM50 140V139H49ZM44 145V144H43ZM6 147H8V146H1V143H0V148L2 149V150H6ZM34 146H32L30 149H32ZM39 146L38 145H36V148H38ZM25 148V149H26ZM30 149H27V151H29ZM32 152H33V150H31ZM35 151V150H34ZM0 156H5L4 154H3V152L1 151L0 152ZM50 156V155H49ZM259 159H263V157H260ZM40 161H41V164L42 165H46L45 164V160H43L42 158L40 159ZM36 171H38V172H40V173H43V174H45V178H41V177H39V179L38 180H36V181H34V182H36L37 184L38 183H40V184H44V183H46V182H48V181H50L51 179H50V176H51V172H52V170H44V169H37V168H34ZM20 173V175L22 176V174H21V172H19ZM227 174H229V176H230V172H228ZM235 174V173H234ZM229 176H228V178H229ZM3 176H1V174H0V181H3L4 183H0V189H2L1 187L2 186H8L7 184H6V179L5 180H2L1 178H2ZM64 186H66L67 188L69 187V190H67V191H69L70 192V184L69 185H64ZM48 188H51V186H42V188L41 187H39V189L38 190H36V194H37V196H36V198H33L31 201H32V203H29L28 204V206H31L32 207V209H34V210H38V209H40L41 207H42V205H41V201L43 200V199H41L40 197H41V195H42V193L41 192H44L43 190H47ZM14 191L15 192H17V191H19V190H17L16 191V189L14 188ZM41 191V192H40ZM63 191H66V189H63ZM40 192V193H39ZM40 194V195H39ZM237 198V197H236ZM40 201H38V200ZM0 204L1 205H3V204H11V203H13L14 201H16V202H18V199L17 198H15V197H6V198H4V199H0ZM38 201V202H37ZM35 202H37V204H34ZM19 207H21V206H19ZM18 207V208H19ZM21 212H27L28 214H29V222H30V220H31V217H32V215H30V213L27 211V210H22V211H19V213H16L15 215H16V219L18 218V216L20 217L22 214H21ZM0 217H3V214L2 215H0ZM33 218V217H32ZM20 220V219H19ZM19 220L17 219L16 221V224H18L19 223ZM21 221V220H20ZM13 222H15L14 221V218H13ZM23 223V222H22ZM26 223V222H25ZM10 224V223H9ZM15 224V225H16ZM24 227L23 226H21V228H19L20 230V233H23L22 232V229H23ZM25 233V232H24ZM23 233V234H24ZM28 236V235H27ZM30 237V236H29ZM26 241V240H25ZM29 244V243H28ZM28 244H27V246H28ZM16 246V245H15ZM26 246V247H27ZM27 251V250H26Z\"/></svg>", "mask_w": 264, "mask_h": 264}]
</instances>
